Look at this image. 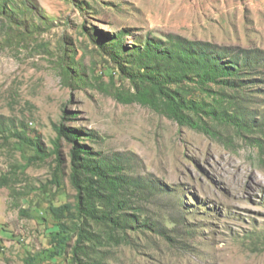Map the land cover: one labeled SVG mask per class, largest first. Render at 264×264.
<instances>
[{
  "label": "rangeland",
  "instance_id": "374dc122",
  "mask_svg": "<svg viewBox=\"0 0 264 264\" xmlns=\"http://www.w3.org/2000/svg\"><path fill=\"white\" fill-rule=\"evenodd\" d=\"M80 2L83 9L80 7ZM13 18L0 16V115L24 122L31 136L52 148L55 125L83 132V143L103 156L122 154L126 171L157 182L158 196L138 198L144 212L167 227L168 238L150 230L129 231L127 242L107 247V264H264V148L256 134L218 130L220 138L187 126L140 104H123L100 90L128 86L92 35L112 36L134 29V36L177 34L222 46L264 50V0H9ZM73 57V58H71ZM72 59L75 63H72ZM72 65L84 77L63 78ZM245 91L247 109L264 113V83L254 75ZM67 117V118H65ZM255 133V132H254ZM264 147V133L259 134ZM61 140L65 185L70 149ZM0 139V176L13 163L24 164L19 150ZM53 162L30 165L14 197L0 187V264H23L27 253L45 246L50 220L26 217L37 188L51 178ZM14 185V184H13ZM27 189V190H26ZM40 264H70L69 260Z\"/></svg>",
  "mask_w": 264,
  "mask_h": 264
},
{
  "label": "trees",
  "instance_id": "16d2710c",
  "mask_svg": "<svg viewBox=\"0 0 264 264\" xmlns=\"http://www.w3.org/2000/svg\"><path fill=\"white\" fill-rule=\"evenodd\" d=\"M13 10L9 0H0V16L12 19ZM134 31L124 28L112 36L92 35L117 67L121 80L128 83L115 87L114 71L108 88L100 83V90L120 103L148 107L179 126L213 138H220L217 129L222 127L256 134L250 140L263 150L259 134L264 133V113L255 116L244 102L245 91L254 86V75L262 76L258 80L264 83V50L222 46L172 33L163 38L136 36L129 45L125 39L134 36ZM72 71L77 84L84 81L71 64L62 67L63 78H73ZM55 131L52 148L46 149L39 135H29L27 124L0 115V139L10 149L19 150L25 160L10 165L0 176V187H8L14 197L28 194L29 186L25 192L15 187L19 172L48 159L53 162L51 178L37 188L33 206L30 202V207L20 209L22 216L51 221L45 229V246L35 254L27 253L23 264L58 259L70 264H107V247L127 242L131 230H150L168 238L167 227L145 213L138 201L158 196L163 189L157 182L126 171L127 158L122 154L103 156L91 150L83 143L80 130L62 124L55 125ZM62 139L72 145L68 174L74 190L72 201L65 192L59 193L65 185Z\"/></svg>",
  "mask_w": 264,
  "mask_h": 264
}]
</instances>
